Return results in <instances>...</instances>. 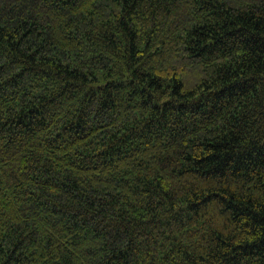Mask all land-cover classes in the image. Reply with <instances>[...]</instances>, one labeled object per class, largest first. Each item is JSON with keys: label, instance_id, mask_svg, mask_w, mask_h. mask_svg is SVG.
Here are the masks:
<instances>
[{"label": "trees", "instance_id": "obj_1", "mask_svg": "<svg viewBox=\"0 0 264 264\" xmlns=\"http://www.w3.org/2000/svg\"><path fill=\"white\" fill-rule=\"evenodd\" d=\"M0 264H264V0H0Z\"/></svg>", "mask_w": 264, "mask_h": 264}]
</instances>
